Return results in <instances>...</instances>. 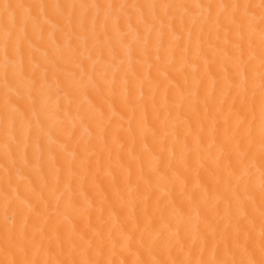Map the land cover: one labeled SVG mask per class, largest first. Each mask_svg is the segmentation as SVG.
Wrapping results in <instances>:
<instances>
[{
    "label": "bare ground",
    "instance_id": "obj_1",
    "mask_svg": "<svg viewBox=\"0 0 264 264\" xmlns=\"http://www.w3.org/2000/svg\"><path fill=\"white\" fill-rule=\"evenodd\" d=\"M264 0H0V264H264Z\"/></svg>",
    "mask_w": 264,
    "mask_h": 264
},
{
    "label": "snow or ice",
    "instance_id": "obj_2",
    "mask_svg": "<svg viewBox=\"0 0 264 264\" xmlns=\"http://www.w3.org/2000/svg\"><path fill=\"white\" fill-rule=\"evenodd\" d=\"M261 7H264V2H262Z\"/></svg>",
    "mask_w": 264,
    "mask_h": 264
}]
</instances>
